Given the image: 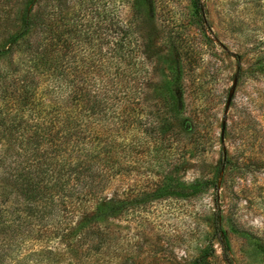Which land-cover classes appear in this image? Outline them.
Here are the masks:
<instances>
[{
    "label": "rangeland",
    "instance_id": "374dc122",
    "mask_svg": "<svg viewBox=\"0 0 264 264\" xmlns=\"http://www.w3.org/2000/svg\"><path fill=\"white\" fill-rule=\"evenodd\" d=\"M193 1L0 0V153L14 144L2 135L12 118L27 134L31 125L44 120L17 108L21 82L41 73L35 77L36 103L54 97L46 93L53 75L46 72L44 49L28 47H48L50 64L57 60L53 47L71 48L75 56L70 66L82 69L87 81L102 65L111 76L120 53L133 59L127 64L137 63L130 68L139 75L135 86L130 71L122 75L124 65L112 78L128 97L118 94L115 112L104 111L116 134L113 144L102 146L98 164L114 153L120 160L102 173L105 183L96 191L101 203L132 201L136 207L132 214H107L87 223L112 243L91 260H82L84 252L75 251L73 264H91L104 256L107 264H189L199 256L203 264H264V0H200L203 20ZM35 12L44 21L39 33L17 36L24 16ZM146 15L151 23L140 21ZM101 54L105 59H99ZM176 59L184 65L183 91L173 75ZM93 68L91 74L84 71ZM234 77V95L225 109ZM126 81L130 92H123ZM169 93L180 99L176 118H170V108L162 103ZM137 142L140 147L130 150L129 144ZM86 148L93 155L96 145ZM165 177L209 186L190 200L162 198L144 208L138 192L149 193ZM6 199L0 196V204ZM4 207L0 205V215ZM217 213L225 248L213 228ZM82 217V209H75L67 223L74 225Z\"/></svg>",
    "mask_w": 264,
    "mask_h": 264
},
{
    "label": "trees",
    "instance_id": "16d2710c",
    "mask_svg": "<svg viewBox=\"0 0 264 264\" xmlns=\"http://www.w3.org/2000/svg\"><path fill=\"white\" fill-rule=\"evenodd\" d=\"M192 6L203 20L200 0H194ZM135 15H140L139 9ZM139 19L141 22H152L148 15ZM43 22L39 12L24 16L22 30L17 36L34 38L35 34L39 33L36 31L44 25ZM17 36L12 39L13 42H16ZM28 48L34 52L38 51V48L44 49L42 53L45 52L46 72L53 75V83L51 80L47 82L49 91L46 93H52L54 97L48 103L40 99L36 103L35 77L41 73H36L35 77L30 74L31 80L22 81V86L18 89L17 108L22 111L28 110L40 118L42 116L43 123L31 125L33 131L30 134L23 132L20 125L14 123L15 118L3 128L2 135L14 144L10 145L11 149L6 148L0 153V196L7 198L1 203L5 207L3 214L0 215V264H73L72 254L75 255V251L84 252L83 259H79L91 260V256H101L102 251L107 250V244L112 242L106 236L96 235L98 231L89 230L86 224H91L92 221L97 223L107 214L112 217L122 213L132 214L136 207L132 201L111 200L101 203L96 191L100 190L99 183H102V186L103 182L105 183L102 173L107 168L112 170L120 160L114 153L111 160L106 158V163H102V166L98 164L102 161L98 159V154H102V146L105 148L113 144L110 141L116 134L113 121L106 120L104 112L105 109L111 113L115 112L121 94V90L117 88V81L112 78H116L118 66L121 68L124 65L126 68L123 67L121 73L123 75L125 69L130 71L128 75L134 79L132 83L134 85L139 75L136 70L131 71L130 68L135 67L137 63L127 64L133 59L126 60L125 55L120 53L116 55V67L112 70L114 73L111 76H108L111 70L102 65L95 71V77L87 81L81 77L83 73L81 68L79 70L70 66L75 56L71 48L62 45L53 47L57 60L52 64L46 63L48 60L46 55L50 53L48 47ZM109 53L111 54V50L107 51V54ZM100 58L105 59V54H101ZM61 59L65 61L62 62ZM84 71L91 74L94 68ZM184 72L181 59L174 60V79L178 81L182 91ZM126 82L123 92H130L132 86L128 84L129 81ZM121 95L128 97L125 92ZM178 100L180 99L169 93L162 102L170 108L168 111L170 118H176V114L180 112ZM39 103L41 109L33 112V107ZM156 134L159 135L158 132ZM88 143L89 146L92 143L96 145L93 155L89 153L90 149L86 148ZM133 144H129L130 150L136 151L141 142ZM170 178L165 177L163 181L156 183L155 188L149 193L145 189L140 190L139 203L145 208L162 198L179 196L190 200L189 198L202 192L201 188L209 186L207 183L199 184L197 181L186 185ZM75 209H82L83 217L71 225L67 222L73 217ZM86 209L91 211L87 212ZM10 216L12 219H8ZM213 228L224 246L225 235L220 226L218 213L214 218ZM106 257L104 256V259ZM102 258L88 262L107 264L108 261ZM189 264H203V256L197 257Z\"/></svg>",
    "mask_w": 264,
    "mask_h": 264
},
{
    "label": "water",
    "instance_id": "95a60500",
    "mask_svg": "<svg viewBox=\"0 0 264 264\" xmlns=\"http://www.w3.org/2000/svg\"><path fill=\"white\" fill-rule=\"evenodd\" d=\"M236 77H234L233 81H232V85L229 89L226 101H225V105L224 108L228 109V107L230 106V103L232 101L233 95H234V91H235V86H236ZM224 131H225V124L224 122L221 124V128H220V133H219V138H220V143L223 144L224 143ZM225 158V152L223 150V159ZM223 172V166L221 167V171H220V175ZM220 180V179H219ZM219 187V184H218Z\"/></svg>",
    "mask_w": 264,
    "mask_h": 264
}]
</instances>
